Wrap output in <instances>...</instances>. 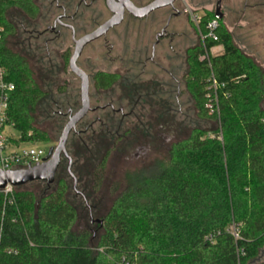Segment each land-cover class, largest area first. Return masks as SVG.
I'll return each instance as SVG.
<instances>
[{
  "label": "trees",
  "instance_id": "obj_1",
  "mask_svg": "<svg viewBox=\"0 0 264 264\" xmlns=\"http://www.w3.org/2000/svg\"><path fill=\"white\" fill-rule=\"evenodd\" d=\"M244 1L245 8L264 7V0H252L250 6ZM13 7L30 19L40 14L36 0H0V56L16 85L9 116L20 141H50L36 126L49 92L34 79L28 60L9 47L15 26L7 13ZM223 17L221 24L213 11L202 16L204 39L200 35L187 51L186 76L198 113L219 127L195 129L173 143L161 169L130 172L128 187L99 223L104 232L95 246L90 232L74 229L77 214L60 172L55 186L46 187L39 198L17 187L15 202L9 204L0 193V264H264L257 259L264 249V69L235 43ZM213 20L218 21L217 41L208 37ZM216 47L222 51L213 55ZM212 75L219 84L217 103ZM119 79L99 72L94 88L107 90ZM99 115L106 121L112 114ZM119 119L114 114V143L123 138ZM96 126L91 138L111 129L106 122ZM110 150L94 166L96 188L104 181Z\"/></svg>",
  "mask_w": 264,
  "mask_h": 264
},
{
  "label": "rangeland",
  "instance_id": "obj_2",
  "mask_svg": "<svg viewBox=\"0 0 264 264\" xmlns=\"http://www.w3.org/2000/svg\"><path fill=\"white\" fill-rule=\"evenodd\" d=\"M133 1L138 6H145L153 0ZM216 1L186 0L177 3L176 7L181 14L171 20L167 30L169 36L161 39L156 54L157 60L160 58L163 65L173 68L175 75L181 81L179 91L175 84L172 92L167 90L164 92L163 89V92L159 93L161 95L151 96V100H148L146 105L143 102L139 104L138 119L131 117L125 120L123 131L128 129L129 133L116 141L113 149L111 148L106 159L105 178L98 188L93 183L91 170L102 156L97 148L103 144L96 142L95 138L87 134L84 136L85 140L83 138L82 147L77 148L76 144H80L78 137L73 136L74 134L70 136L68 151L75 162L73 170L79 181L78 190L82 191L88 198L89 204L95 207V219L101 218L99 215H105L116 198L126 190L130 172L150 170L152 167L161 169L167 163L169 148L173 143L188 138L195 129L212 132L219 127L217 121L200 116L184 76L189 68L187 51L201 39L200 31L186 8L189 6L195 16L202 18L207 11H216ZM36 2L40 7L37 19H30L15 7L8 10L7 19L15 26V34L9 37V47L28 60L34 79L44 91L49 92L46 104L40 107L36 126L46 132L50 141L33 144L24 142L21 146H39L48 151L51 146L57 145L68 121V116L64 114L71 109L76 112L80 108V80L69 68V60L74 51L71 31L61 29L59 37L49 33L43 39H37V34L52 26L55 19L63 14L57 5L63 4L69 7L66 9L67 14H77V17L69 22L75 26L78 38L107 21L111 17V12L106 6V0H75L72 3L64 0H36ZM80 2L83 4L77 13ZM244 2V0L223 1L221 11L224 23L232 33L235 43L264 69V7L245 8ZM248 5H252V0H248ZM171 11V8L161 9L145 19H135L127 14L120 26L113 28L105 37L94 41L84 49L78 61L79 66L89 74L95 69L124 74L128 67L125 62L128 59H140L145 49L151 53L156 35L161 32ZM220 23L222 24V18ZM171 36L173 42H170ZM221 51L222 47H216L211 53L215 55ZM168 53L172 57L170 61L167 60ZM121 58L123 60H120ZM149 69L154 68L150 66ZM165 77L164 75L162 80L170 82ZM144 78L161 79L147 75ZM124 89L125 79L118 82L113 92L99 93L91 85L92 106L107 102L112 98L111 94H114L115 98L122 95ZM53 102L57 105L54 106ZM51 107L52 111H50ZM59 111L64 114H60ZM92 117L94 116L89 115L88 118ZM7 132L14 138L20 137V132L16 128H8ZM159 133L161 137H156ZM143 144H150L148 151L140 150V154L134 156L138 153L137 147ZM59 172L67 180L68 200L76 210L74 229L90 232L95 246L104 229L99 227V223H91L84 200L73 190V180L67 172V160L63 161ZM54 186L53 184L52 187ZM46 187L44 182L35 181L19 187L18 190L31 191L39 198L45 193ZM257 259L264 260V249Z\"/></svg>",
  "mask_w": 264,
  "mask_h": 264
},
{
  "label": "flooded vegetation",
  "instance_id": "obj_3",
  "mask_svg": "<svg viewBox=\"0 0 264 264\" xmlns=\"http://www.w3.org/2000/svg\"><path fill=\"white\" fill-rule=\"evenodd\" d=\"M82 4L83 3L80 2V4L78 5V7H77V13L79 12L80 7L82 6ZM176 5H177V3H176ZM58 7L63 11V14H61V15L58 16V17L62 16V23H66V24L72 25L69 21H73L77 17V14H75L73 16L70 15V14H67L66 7L63 4L62 5H58ZM171 10L172 11L170 12V15H169L168 19L166 20L164 27L161 29V32L157 33V35H156L155 43H154V45H152L151 53L150 52H143V53H141V56H143V57H141V58L139 57L140 59H137V60H135L134 58L128 59L125 62V64H128L127 65L128 67H126L124 74L123 73H118L116 71H109V70H103V69H100V70H96L95 69V70H93L92 74H89L82 67H80L90 77V88H91V85H93V87H94L93 78L99 72H101V73H108V74H114V75L116 74V75H119L120 76V79L113 86H111L110 88H108L107 90H103V89L97 90V89H95L99 93H101V92L103 93V92H106V91L113 92L115 86L122 79H125V89H124L122 95H120V96H118V97L115 98L114 97V94H111L112 98H110L107 102H105L103 104L102 103H99V104H97L95 106H92V96L90 94L91 107H92L93 110H91L86 115V117L78 124V126H77V132H74V133H76V135H77V137L79 139V142H80V144H78V145L76 144V147L77 148H79L81 146V144H82L81 141H83L82 140L83 139V137H82L83 135L86 136L87 134H89V131H90L91 128L95 127L98 124H103V123L106 122L107 124H111V126H110L111 129L109 128V126H107V134H106V132H103V131L101 133L102 136H100V137H99V135L96 132L93 134V138H95L96 140H98L99 138L102 139L101 142H100V144L102 143L103 145L101 147L97 148L98 153H101L102 156H106L107 153H108V150L111 149V148L113 149L114 144H115L114 143V138H113V133H114V131H113V124H114V121H115L114 120V114L120 116L119 122L121 124H123L125 122V120L127 121V118L134 117V119H136V117H137V119H138L139 118V114L137 113V108H139V104L140 103L143 102L144 105H146L147 104V101L148 100H151V96L156 97L157 94L163 92V89H164V92L166 90L168 92H170V91L172 92V90H173V84L176 85V89L179 91V88L181 86V81H179V79L175 75V72H174L173 68L172 67L171 68L170 67H166L165 65H163L161 63V59L160 58L157 60V54H156V48H157V46L159 44H161L160 43L161 39L169 36L167 30H168V28H169V26L171 24V20L175 17L174 10L173 9H171ZM128 15H130V14H128ZM130 16H132V15H130ZM132 17H134V16H132ZM57 18L55 19V21H54V23H53L52 26H48L44 31H41V32H39L37 34V39H43L49 33L50 34H54L56 37H59L61 35L60 34L61 33V29H68V30H70L71 31V36H72V30L70 28L65 27L62 23H60L59 21H57ZM135 19H137V18H135ZM72 26L75 29V26L74 25H72ZM75 32H76V36H77L76 29H75ZM90 32H92V31H90ZM90 32H88V33H90ZM88 33H86V34H88ZM86 34H84V35H86ZM173 41H174L173 40V36H171L170 42H173ZM171 59H172V57L168 53L167 60L170 61ZM120 60H123V58H121ZM150 66H153L154 69H149L148 70V68ZM127 75H128V78H126ZM146 75L147 76H150V77H156L157 76L158 78H161V79L153 78V79L147 80V79L144 78ZM164 75L166 76L165 78H168V80L170 82H166V81H163L162 80V78H163ZM184 76L186 78L187 73ZM147 81H149V82H147ZM186 86H187V83H186ZM159 95H161V94H159ZM177 99H178V96H177ZM80 107H81V98H80ZM126 109H127V111H126ZM108 111H110V113L112 114L111 115V118L110 119L108 118L106 121H104V119L99 115V112H108ZM59 113L60 114H64L61 111H59ZM73 113H75V112H73V110L71 109L67 113H65L64 115H67L68 118H69V116L71 114H73ZM89 115H92L94 117H92V118L89 119L88 118ZM81 123H85V126H81ZM127 133H129L128 129L125 130V132L122 134V137L123 138H124V136L126 137L127 136L126 135ZM157 136L158 137H161L160 133L158 135H156V137ZM149 138L151 139L152 137H149ZM159 139L161 140V138H159ZM95 144L97 146V143H95ZM104 145L106 147H104ZM149 145L150 144H148V145H144L143 144V145L138 146L137 147V152L138 153L135 154L134 156H138L140 154V152H139L140 150H144L145 152H147L148 151V148H149L148 147ZM170 148H171V146H170ZM170 148H169V150H170ZM64 160H67V159L66 158H63L62 159L61 165H60V167L58 169V172L56 174V180H57L58 173L60 171V168H61L62 163H63ZM74 163L75 162L73 160V166H72L73 173H74L73 168H74V165H75ZM67 167H68V160H67ZM94 169H95V167H93V169L91 170V175L92 176H93ZM67 172H68V170H67ZM68 175H69V173H68ZM56 180H55V182H56ZM78 183H79V181H78ZM46 186H47L48 189L51 188V186H48L47 184H46ZM73 190H74V184H73ZM80 192H82V191H80ZM78 195L81 196L82 199L85 202V205H86V207L88 209V212H89V216H90V219H91V223L93 224V223L96 222V223H100L101 225H103V222L101 223L100 220H103L104 216H106L108 214V212H109V210H110L111 207L108 209V211L106 212L105 215H99V216H101V218L95 219L94 218V216H95V214H94L95 207H93V206H91L89 204L88 198L86 197V195L84 193H83V195H80V194H78Z\"/></svg>",
  "mask_w": 264,
  "mask_h": 264
},
{
  "label": "water",
  "instance_id": "obj_4",
  "mask_svg": "<svg viewBox=\"0 0 264 264\" xmlns=\"http://www.w3.org/2000/svg\"><path fill=\"white\" fill-rule=\"evenodd\" d=\"M223 1L224 0L216 1L215 13L220 18L223 16L221 11ZM176 3L177 0H153L145 6H138L132 0H106V6L111 12V17L104 23L100 24L95 30L80 38H77L75 29L72 25L62 23V16L57 18V21L72 30L71 39L74 44V51L69 61V68L81 82V107L77 112L69 116L58 139L57 145L49 148L45 161L42 164L39 165L38 162L37 166L30 167L29 162V168L27 169L0 170V189L5 188L8 183L15 187H22L35 181H42L48 186H52L55 183L56 174L61 165L62 159L66 158L68 160L67 170L73 180L74 190L77 194L83 195V193L78 190V179L72 171L73 159L68 151L70 135L77 132L78 124L91 110H93L90 100V77L82 68H80L78 60L87 45L106 36L113 28L120 26L124 22L127 14H130L137 19H144L158 10L171 8L174 10L175 16H179L181 12L177 9ZM100 222L102 223L103 220H100Z\"/></svg>",
  "mask_w": 264,
  "mask_h": 264
},
{
  "label": "built area",
  "instance_id": "obj_5",
  "mask_svg": "<svg viewBox=\"0 0 264 264\" xmlns=\"http://www.w3.org/2000/svg\"><path fill=\"white\" fill-rule=\"evenodd\" d=\"M185 1L186 0H177V3ZM186 11L190 12L192 20L201 33V17L195 16L189 6H187ZM217 27V20H213L208 24V37L215 41L218 40V36L215 33ZM3 32L4 26L0 24V39ZM201 36L202 39H204L202 33ZM206 56L210 64L209 57L208 55ZM211 88L214 91V101L217 103V90L219 88V84L214 75L211 77ZM15 89L16 85L8 79L7 70L2 64L0 56V170L2 171L27 169L29 168V162L30 167L37 166L38 162L40 165L45 161V157L48 154V151L39 146L22 147L21 145L24 142L20 141V137L14 138L7 132L8 128H15V124L9 116L11 99ZM16 189L17 187L11 185L10 183H8L5 188L0 189V193L4 195L6 202L9 204H13L15 202ZM123 261H125V258ZM126 264L130 263L127 262Z\"/></svg>",
  "mask_w": 264,
  "mask_h": 264
}]
</instances>
